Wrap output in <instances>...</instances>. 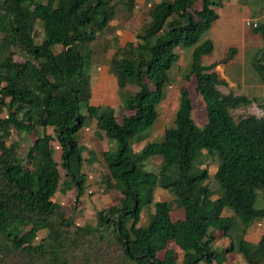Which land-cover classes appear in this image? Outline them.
I'll use <instances>...</instances> for the list:
<instances>
[{"label": "trees", "instance_id": "1", "mask_svg": "<svg viewBox=\"0 0 264 264\" xmlns=\"http://www.w3.org/2000/svg\"><path fill=\"white\" fill-rule=\"evenodd\" d=\"M226 1L154 4L135 41L118 46L111 59L117 86L136 87L121 96L128 113L119 115L114 105L89 103L88 55L81 48L111 30L118 13H131L136 0H0V264H179L177 250L182 264H236L229 253L244 264H264V234L257 242L244 239L247 227L264 218V210L255 209L258 196L264 199V118H235L232 110L254 99L223 93L219 60L204 62L213 42L201 36ZM255 30L264 39V25ZM176 46H192L186 78H195L206 122L195 124L190 92L182 87L173 125L136 154L132 140L158 117L168 71L179 57ZM88 119H95L98 134L117 142L103 153L101 180L118 198L96 212L94 224H81L74 213L86 181L78 132ZM21 134L34 136L24 156L14 136ZM202 149L217 154L216 189L207 169L191 173ZM151 157L162 160L156 172L145 169ZM60 168L76 191L65 207L55 198ZM156 186L173 199L153 201ZM175 209L181 218L172 217ZM235 217L243 227L233 242ZM219 232L229 243L216 250Z\"/></svg>", "mask_w": 264, "mask_h": 264}, {"label": "rangeland", "instance_id": "2", "mask_svg": "<svg viewBox=\"0 0 264 264\" xmlns=\"http://www.w3.org/2000/svg\"><path fill=\"white\" fill-rule=\"evenodd\" d=\"M157 1L159 0H136L131 13H118L112 22L111 30L104 31L98 40L90 44L88 49L81 48L82 53L88 55L86 70L89 75V103L111 104L115 106L117 114L128 113L122 108L121 96L133 94L136 87L126 85L120 88L117 86L116 78L110 68L111 59L115 56L118 46L135 41L136 34L150 21L151 10ZM218 13V19L201 36V39L209 38L213 42V50L211 54L204 57V62L219 60L218 73L226 82L219 86L223 93L246 94L254 99L251 104L232 110L235 118L248 113L264 118V39L255 27L245 25L246 20H254L257 25H264V0H228L223 7L218 9ZM229 48H234L236 52L232 58L221 63L223 58L231 55L227 54ZM174 49L179 57L168 71V82L164 88L163 98L158 104V117L153 125L143 133L140 140L137 138L132 140L131 149L136 154L141 153L142 147L147 142L161 140L165 128L173 125L175 111L179 104V90L182 87L190 92L193 106L191 117L195 124L201 127L206 122L205 101L195 90V78L194 76L186 78L192 46H176ZM78 134V150L82 157L81 165L86 174V181L81 202L74 213L81 224H94L96 212L99 209L117 202V192L108 189L101 180L106 173L103 153L106 150H115L117 142L115 139L98 134L95 119H88ZM14 136L20 141L19 152L21 156H24L34 136L26 134H21L19 137ZM218 162L215 152L211 153L207 149H202L193 161L191 173L199 175L207 169L212 189H216L212 174ZM161 163L162 160L157 157L148 158L145 169L156 172ZM60 172L61 184L55 198L65 207L74 203L73 197L76 191L71 184L65 182V172L62 168ZM152 199L153 201L171 200L173 194L167 189L156 186L153 188ZM69 209L70 207L67 208ZM151 209L152 207L142 212L141 226L147 224L148 211ZM255 209L264 210V199L261 196H258L255 202ZM226 212L231 214L230 211ZM172 217L181 218L182 211L173 210ZM234 222L230 237L233 242H236L242 233L243 224L237 217L234 218ZM218 235L215 249L221 250L228 245L229 238L221 237V232ZM176 254V261L182 264L181 252L177 250ZM159 256H162V252ZM227 256L232 263L244 264L241 258L234 253H229ZM117 264L135 263L122 259Z\"/></svg>", "mask_w": 264, "mask_h": 264}, {"label": "crops", "instance_id": "3", "mask_svg": "<svg viewBox=\"0 0 264 264\" xmlns=\"http://www.w3.org/2000/svg\"><path fill=\"white\" fill-rule=\"evenodd\" d=\"M246 25V24H245ZM219 66H216V69H218ZM222 73L224 71L222 67ZM229 78V77H228ZM111 105V104H110ZM264 234V219H259L254 222H252L248 227L246 232L244 233V239L251 242H257L259 238ZM228 242V241H227ZM238 256V255H237ZM242 262V261H241Z\"/></svg>", "mask_w": 264, "mask_h": 264}, {"label": "built area", "instance_id": "4", "mask_svg": "<svg viewBox=\"0 0 264 264\" xmlns=\"http://www.w3.org/2000/svg\"><path fill=\"white\" fill-rule=\"evenodd\" d=\"M245 24H246L247 26H252V27H256V26H257V23H256V21H254V20H246V21H245Z\"/></svg>", "mask_w": 264, "mask_h": 264}, {"label": "water", "instance_id": "5", "mask_svg": "<svg viewBox=\"0 0 264 264\" xmlns=\"http://www.w3.org/2000/svg\"><path fill=\"white\" fill-rule=\"evenodd\" d=\"M230 57H231V55H227V57L223 58L220 62L223 63V62H225Z\"/></svg>", "mask_w": 264, "mask_h": 264}]
</instances>
